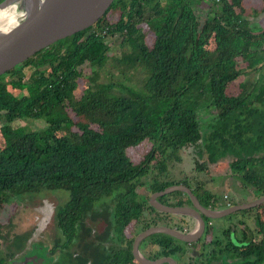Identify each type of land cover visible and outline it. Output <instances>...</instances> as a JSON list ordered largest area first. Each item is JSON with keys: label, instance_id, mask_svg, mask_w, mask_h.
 I'll return each instance as SVG.
<instances>
[{"label": "trees", "instance_id": "obj_1", "mask_svg": "<svg viewBox=\"0 0 264 264\" xmlns=\"http://www.w3.org/2000/svg\"><path fill=\"white\" fill-rule=\"evenodd\" d=\"M207 1L201 22L195 5L202 0H116L94 26L0 78V117L46 124L14 139L7 160L0 157V205L12 195L64 187L72 194L69 208L87 209L122 190L115 213L122 231L150 220L145 209L153 207L137 197V187L169 186L160 174L187 147L210 163L232 157L233 173L264 193V29L252 27L233 0ZM240 57L252 74L230 95L229 84L244 73ZM6 79L20 92L3 88ZM206 96L216 115L205 132L198 106ZM143 145L148 151L136 162L130 151ZM180 182L193 187L187 178ZM193 192L204 204L218 200L201 180ZM132 259L127 250L113 264Z\"/></svg>", "mask_w": 264, "mask_h": 264}, {"label": "flooded vegetation", "instance_id": "obj_2", "mask_svg": "<svg viewBox=\"0 0 264 264\" xmlns=\"http://www.w3.org/2000/svg\"><path fill=\"white\" fill-rule=\"evenodd\" d=\"M226 158L218 161L217 176L225 171L223 159ZM194 176L198 177L199 173H190L184 178L191 181ZM221 189L223 193H216L218 200L209 204L223 205L225 211L235 205L232 204L234 201L256 203L264 196L258 188L234 173L225 176L218 185V190ZM121 191L104 194L93 200L87 209L69 208L72 194L64 187L41 188L9 196L0 205V208L15 205L12 215L0 221V260L5 264H15V255L29 247V252L18 255L16 261L30 257L28 264H113L115 257L130 250L133 259L126 264H138L135 263L134 249L141 234L135 233L139 223L145 231L152 225H170L172 222L166 214L145 209L148 221H151L149 226L148 221H132L122 231L118 230L115 213ZM136 192L140 193L138 189ZM171 195L162 196L159 201L168 204L182 200H171ZM186 198L190 200L187 195ZM222 217L207 223L206 237L197 242L199 249L196 253L182 252L180 242L173 243L160 234L146 237L139 246L150 250L155 261L166 260L162 264H264V201ZM154 218L156 221H152ZM232 232L240 244L234 241Z\"/></svg>", "mask_w": 264, "mask_h": 264}, {"label": "water", "instance_id": "obj_3", "mask_svg": "<svg viewBox=\"0 0 264 264\" xmlns=\"http://www.w3.org/2000/svg\"><path fill=\"white\" fill-rule=\"evenodd\" d=\"M116 0H31V3L24 5L28 17L19 27H13L12 31L0 33V78L24 68L34 59L57 46L62 40L75 35L94 26L112 7ZM5 26H9L5 24ZM175 191H182L191 200V206H174L159 201V197L171 194ZM264 201V196L256 203L240 204L228 208L223 214L233 213L239 210L248 209ZM150 203L158 213L177 214L192 216L199 221L198 234L206 230V217L215 218L216 212L201 203L198 196L193 192L192 187L185 184H173L163 190L154 192L150 197ZM205 215V216H204ZM168 233L184 253H196L192 243V237L188 233H182L172 227L152 225L141 233L135 243L134 256L137 257L136 248L139 243L154 234ZM234 241L240 242L235 238ZM177 244V245H178ZM193 246V247H192ZM24 252H29V247ZM18 255H23V253ZM15 264H28L30 257L16 261ZM144 264H162L163 261L148 259ZM175 262V261H174Z\"/></svg>", "mask_w": 264, "mask_h": 264}, {"label": "rangeland", "instance_id": "obj_4", "mask_svg": "<svg viewBox=\"0 0 264 264\" xmlns=\"http://www.w3.org/2000/svg\"><path fill=\"white\" fill-rule=\"evenodd\" d=\"M233 4L239 12H243L249 18L250 24L252 27H254L257 30L264 29V12L260 11L261 4H260L259 0L258 1L257 0H233ZM195 11H196L198 19L201 22L204 21V19L207 18L208 12H209L208 1L202 0V2L196 4L195 5ZM109 17H110V19L116 20L119 17L118 11H112L109 14ZM154 38H155L154 34L152 32H149L147 35V41H148L149 45H152ZM110 41H112V43L114 44L112 46L113 47L112 52L116 53L119 49V46H120V40L115 37L114 39H110ZM210 41L211 42L208 45V49L212 50V49H214L215 45H214V42L212 40H210ZM238 62H239V67L241 69H243L244 73L241 74L236 80H234L233 82H231L229 84V86L227 88V93L230 95L239 94L241 92L240 83L245 81L249 77V75H247L248 74V70L246 68L247 64L245 62L244 63L242 62L241 57L238 58ZM29 67L30 66H28L27 68H29ZM8 82H9V79L4 80L3 83L1 84V86L3 88H7L9 91H12L13 93L20 92L19 86L13 88L12 86H8ZM84 82H85L84 80H81V84H84ZM208 100H209L208 96L203 97L202 100L199 101L200 103L198 106L199 109H201L199 111V118L201 121V127L204 129L205 132H206V129L208 128V126L210 125V123L214 120V116L216 115V110L214 108L207 109V105L209 104ZM45 126H46V124L41 123V122L39 123V121H37V122L32 121L31 122V121L17 119L13 122H8L6 120V117L1 116L0 117V157L7 160V146L14 139L19 137L21 134H24L26 131H28L30 129L43 128ZM147 151H148V146L143 145L137 149L131 150L130 155L134 161L139 162L142 160V158L144 157V155ZM181 151H182L184 157H186L187 155L192 156V154H193V156L197 155L195 153V151L197 152L195 147L183 148ZM237 156H239V153L237 154ZM194 157H195L194 159L196 160V156H194ZM203 159H205V156H202V159L200 158V160L206 164V167H204V170H202V171L201 170L197 171V169L194 167L195 164L193 161L192 164L194 166H192V170H193L192 175H196L197 173L205 174V177L209 179L208 183H210V184L215 183L216 185H219L221 183V181H223V179L220 176L216 175V172H217L216 171V169H217L216 165L208 162L207 161L208 159H205V160H203ZM223 160H226V161H223L224 162V165H223L224 168L223 169L225 170L228 168L229 161L232 160V157H227L226 159H223ZM154 162L155 161H153V163ZM176 163L177 162L172 159V165L170 166V164H169L170 171H172L171 178H180ZM229 173L233 174V170L231 169V166L229 168ZM162 175H160V176H162ZM203 176L204 175H202V177ZM198 178H199V176L198 177L194 176L193 179L190 181V184L193 187H195L196 181L198 180ZM137 189L140 192V193H137L138 194L137 197H140L141 193H147V195H150V193H151L150 192L151 189H150L149 184L139 186ZM218 191H220V193L224 192L222 189L218 190ZM173 197L174 198L171 197V200L175 201L177 199V197H175V196H173ZM14 206L15 205L13 204V207ZM13 207L0 208V221L7 219L9 215H12Z\"/></svg>", "mask_w": 264, "mask_h": 264}, {"label": "crops", "instance_id": "obj_5", "mask_svg": "<svg viewBox=\"0 0 264 264\" xmlns=\"http://www.w3.org/2000/svg\"><path fill=\"white\" fill-rule=\"evenodd\" d=\"M247 70H248V74L247 75L250 76L252 74V71L250 69H247ZM262 106L264 107V104H262ZM195 153L197 154V155H194V156H196V160L194 159L195 157L193 156V154H192V156L191 155H189V156L187 155L186 157H184L182 151L178 152V159L174 157L173 160H175L177 162L176 166H177L180 178H171L172 171H170V168H169L166 173H164L163 175L160 174V175H162V176H160V178L162 179L161 181H164V180L165 181H170L171 182L170 185L182 183L180 181L185 179L184 178L185 176L189 175L190 173H193V170H192V166H194L192 164L193 161H194V164H195L194 167L197 169V171H198V169L204 170V167H206V164L204 163L205 165H203L201 168H198L200 166V165L198 166V164H202L203 162L200 160V155H198V153L196 151H195ZM204 156H205V159H207V154H204ZM205 159H203V160H205ZM229 163H230V161H229ZM215 164H216V168H217L216 171H217V175H218V173H219L218 172V170H219L218 169L219 168L218 167V162H216ZM171 165H172V162L170 163V166ZM229 168L230 167L225 169L224 172H221L222 174H220V177L222 179H225V176H228ZM202 175H204V176L202 177ZM198 180H201V181H204V182L206 181L207 182V183L205 182L206 183V188L209 191L217 193L218 185H216L215 183H213V184L208 183L209 179L205 177V174L199 173ZM148 184L150 186V183H148ZM148 184L146 183L144 185H148ZM150 189H151L150 195H147V193H141V196L148 198L147 199V205L152 206L150 201H149V197H151V195L153 194L151 186H150ZM192 189H193V187H192ZM155 192H158V191H155ZM171 196L172 197L175 196V197H177V199H182V200H180L178 203H176V202L172 203L171 202V203H168V204L174 205V206H184V205L191 206V201L186 198V195L182 191H175L174 193H172ZM232 204L233 205L235 204L234 206H232V208H233V207L237 206V204L240 205V204H248V203H240V202L238 203V201H234ZM205 206H208L210 209H214V212H216V214H215L216 215V217H215L216 219L221 217V216L225 217V216L230 214V213H228V214H223L222 213V212L225 211V207L223 205L222 206L219 205V204H213L212 205V204L208 203V205H205ZM226 209H228V208H226ZM224 217H222V218H224ZM215 218H210V217H206L205 216L206 223L214 222L216 220ZM168 219H169V221L172 222V224H170V225L159 224V226L172 227L174 229L179 230L182 233L190 234L191 237H192V240H194L192 245L196 249H199V247L197 246V242H199L200 240H204L206 235H205V232L204 233L201 232V233L198 234L197 231L199 229V221L197 220V218L192 217V216H185V215H177V214H169L168 213ZM143 231H144V227L142 226V223H139V226H137L136 229H135V233H137V232L143 233ZM160 236L170 238L171 242H175V240H176V239H173L171 235H168V233H160ZM136 251H137V257H136L137 260L135 261V263L144 264L145 263L144 261L148 262V259H152V261L154 260L153 259L154 257L152 255H150L152 252L150 250H148L147 248H145V250H144V249H142V247L140 248V246L138 245L137 248H136ZM169 259H171V258H169ZM171 261H172V259H171ZM165 262H166V260L163 261V263H165Z\"/></svg>", "mask_w": 264, "mask_h": 264}, {"label": "clouds", "instance_id": "obj_6", "mask_svg": "<svg viewBox=\"0 0 264 264\" xmlns=\"http://www.w3.org/2000/svg\"><path fill=\"white\" fill-rule=\"evenodd\" d=\"M26 3H31V0H0V33L12 31L27 19ZM5 23L9 26L6 27Z\"/></svg>", "mask_w": 264, "mask_h": 264}, {"label": "built area", "instance_id": "obj_7", "mask_svg": "<svg viewBox=\"0 0 264 264\" xmlns=\"http://www.w3.org/2000/svg\"><path fill=\"white\" fill-rule=\"evenodd\" d=\"M105 31H106V30H103L102 33L105 34ZM99 34H100V32L97 33V35H99ZM117 36H118V35H116V37H117ZM110 43H112V41H110Z\"/></svg>", "mask_w": 264, "mask_h": 264}, {"label": "bare ground", "instance_id": "obj_8", "mask_svg": "<svg viewBox=\"0 0 264 264\" xmlns=\"http://www.w3.org/2000/svg\"><path fill=\"white\" fill-rule=\"evenodd\" d=\"M5 24H7V23H5Z\"/></svg>", "mask_w": 264, "mask_h": 264}]
</instances>
